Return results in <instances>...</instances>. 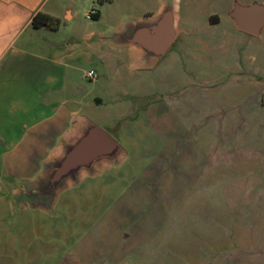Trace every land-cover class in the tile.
Segmentation results:
<instances>
[{"label": "rangeland", "instance_id": "374dc122", "mask_svg": "<svg viewBox=\"0 0 264 264\" xmlns=\"http://www.w3.org/2000/svg\"><path fill=\"white\" fill-rule=\"evenodd\" d=\"M234 2L264 4L178 0L176 40L146 67L101 38L153 16L155 0L105 1L99 20L61 26L78 39L66 77L78 93L54 106L73 107L121 152L46 208L9 209L0 237L10 254L31 264H264V29L239 31ZM91 31L100 41L83 38Z\"/></svg>", "mask_w": 264, "mask_h": 264}, {"label": "crops", "instance_id": "0c3cea01", "mask_svg": "<svg viewBox=\"0 0 264 264\" xmlns=\"http://www.w3.org/2000/svg\"><path fill=\"white\" fill-rule=\"evenodd\" d=\"M133 1L143 4L153 0ZM167 1L155 0L153 16L144 12L132 17L127 25L146 24ZM174 2L178 8V0ZM96 4L97 0H0V229L6 225L9 209L18 217L27 208L47 207V204L28 203L25 197L31 195L50 165L88 121L73 107L58 111L54 104L57 100L74 103V94L78 93V87L66 80L72 69L77 38L61 31V26L92 10L98 13L99 20L100 9ZM37 13L58 20V27L34 28L31 22ZM121 29L119 26L117 33ZM136 34L126 47L112 45L108 41L111 36L101 40L108 41L114 49L125 50L136 65L142 54ZM94 36L100 41V33L92 31L83 38ZM26 163L38 165L30 176H24L21 171ZM100 166L97 164L95 169ZM86 175L81 174L77 181ZM9 179H15L16 183L9 186ZM72 185L69 183L67 187ZM9 249L8 239L0 237V264H31L23 256L10 254Z\"/></svg>", "mask_w": 264, "mask_h": 264}, {"label": "water", "instance_id": "95a60500", "mask_svg": "<svg viewBox=\"0 0 264 264\" xmlns=\"http://www.w3.org/2000/svg\"><path fill=\"white\" fill-rule=\"evenodd\" d=\"M177 7L174 0H168L160 12L143 25H125L108 41L115 46L126 47L133 42L135 32L141 51L140 67H146L160 60L177 37ZM228 16L236 28L245 34L258 36L264 29V4L243 5L234 2ZM121 152L120 145L101 128L86 121L80 133L65 147L50 165L46 176L35 186L28 203L48 204L57 191L74 184L78 176L94 171L95 166L111 161Z\"/></svg>", "mask_w": 264, "mask_h": 264}, {"label": "trees", "instance_id": "16d2710c", "mask_svg": "<svg viewBox=\"0 0 264 264\" xmlns=\"http://www.w3.org/2000/svg\"><path fill=\"white\" fill-rule=\"evenodd\" d=\"M105 1L110 2L111 0H97L99 5ZM97 14L98 13L96 12L95 15L93 16V18H97ZM31 24L34 28L46 26V27H49L51 29H56L58 27V20L53 19V18L48 17V16H45L43 14L37 13L32 18Z\"/></svg>", "mask_w": 264, "mask_h": 264}, {"label": "built area", "instance_id": "2783aa9c", "mask_svg": "<svg viewBox=\"0 0 264 264\" xmlns=\"http://www.w3.org/2000/svg\"><path fill=\"white\" fill-rule=\"evenodd\" d=\"M95 13H96V11H89L88 13H86V18L87 19H91V18H93V16L95 15ZM87 77L89 78V79H91V80H95V75H94V73L93 72H88L87 73Z\"/></svg>", "mask_w": 264, "mask_h": 264}, {"label": "flooded vegetation", "instance_id": "af4514ba", "mask_svg": "<svg viewBox=\"0 0 264 264\" xmlns=\"http://www.w3.org/2000/svg\"><path fill=\"white\" fill-rule=\"evenodd\" d=\"M176 40V39H175Z\"/></svg>", "mask_w": 264, "mask_h": 264}]
</instances>
